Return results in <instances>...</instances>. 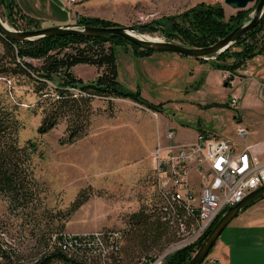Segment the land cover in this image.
I'll use <instances>...</instances> for the list:
<instances>
[{
	"label": "rangeland",
	"instance_id": "obj_1",
	"mask_svg": "<svg viewBox=\"0 0 264 264\" xmlns=\"http://www.w3.org/2000/svg\"><path fill=\"white\" fill-rule=\"evenodd\" d=\"M14 1L21 16H12L0 7L1 20L13 30L14 23L26 31L76 26L80 18H92L113 23L110 27L134 28L146 39L182 44L177 36L169 40L165 34L173 23L167 22L169 17L206 3L221 4L227 21L243 11H251V18L260 0L244 10L232 8L224 0H88L76 13L65 7L64 0ZM139 26H149L148 31H138ZM133 48L129 43L117 49L119 81L128 90L140 89L150 103L163 104L162 110L154 112L130 100L96 99V114L87 136L72 145L62 143L66 122L46 135L38 134L46 104L40 107V98L28 80L0 79V113H10L17 120L20 146L34 144L32 169L38 183V201L29 208L12 207L7 197L0 196V249L12 255V259L0 258V264H31L42 253V239L54 232L120 230L126 247L123 264L165 255L174 243L147 249L133 241L129 221L140 212L158 216L152 152L159 144H166L167 131L176 132L177 143H193L198 133L207 134L209 129L240 139L237 129L243 126L249 129V141L264 147V55L233 73L213 68L212 61L203 63L176 54L153 52L139 57ZM226 61L231 64L234 58ZM32 63L41 65L39 61ZM104 71L89 65L72 69L85 83ZM236 95L240 100L234 107L231 100ZM210 105L220 106L207 108ZM256 150L260 158L261 147ZM77 201L81 206L75 209ZM175 253L171 251L170 256ZM212 255L229 264H264V199L233 220Z\"/></svg>",
	"mask_w": 264,
	"mask_h": 264
},
{
	"label": "trees",
	"instance_id": "obj_2",
	"mask_svg": "<svg viewBox=\"0 0 264 264\" xmlns=\"http://www.w3.org/2000/svg\"><path fill=\"white\" fill-rule=\"evenodd\" d=\"M1 6H4L10 15L21 16L14 0H0ZM250 12H239L227 21L225 10L221 4L201 3L196 9L173 17L174 19H167V22L173 21V23L167 24L169 28L165 34L169 40H172V36H177L184 46L208 47L226 37L244 21L250 20ZM77 24L84 27H110L113 25V23L92 18H80ZM12 26L16 30H21L15 23ZM148 27L139 26L138 31L146 32ZM151 30H155V28ZM0 42L3 45V53L0 54V79L25 78L32 84L35 93L40 98V107L43 102L46 104L43 108L44 119L38 128L39 135H46L60 123L66 122V138L63 139V144L72 145L85 138L92 125V118L96 114L93 107L96 99L130 100L154 112H159L163 108V104L154 105L144 99L140 89L131 91L120 83L117 49L121 45L129 44L120 37L67 36L19 43L9 41L0 35ZM106 44H110V47L107 48ZM81 45H85V47L81 48ZM132 46L135 54L139 57L153 54L152 51H141L139 47ZM262 55H264V20L211 64L215 69L236 73L246 67L248 62ZM228 58H234V62L227 63ZM32 61H39L41 65L35 66ZM201 61L207 62V60ZM78 65L105 68V71L94 81L85 83L72 72V69ZM50 83H54L56 87L51 88ZM215 106L220 105H210L207 108ZM223 106L229 107L228 104ZM2 113H0V196L7 197L12 207L29 208L38 201V183L32 169L35 146L32 143L20 146L17 120L10 113ZM261 199L253 202L248 208ZM80 206L81 203L78 201L74 205L75 209ZM174 210L181 214L178 215L180 218L181 216H191L186 210L183 215L184 208L179 203H174ZM157 212L158 216L147 215L144 212L131 216L129 225L134 235L133 241L147 249L158 247L162 243H170L169 245L174 243L170 246L172 247L182 242L183 240H176V229L173 227L172 221L168 220V215L159 210ZM220 218L196 244L178 251L165 264H188ZM195 221L192 220L193 226L190 224V232L197 225ZM54 233H50L42 239V253L31 264H53L54 261L61 264L86 263L85 260L88 257L82 260L75 257L70 259L68 258L70 252L61 247L57 248L56 252L49 253ZM123 254L121 261H118L119 264H123L124 261L126 263V247L123 249ZM9 257L10 255L5 250L0 249L2 260H7ZM10 258L12 259V255ZM149 259H155V257H149Z\"/></svg>",
	"mask_w": 264,
	"mask_h": 264
},
{
	"label": "built area",
	"instance_id": "obj_3",
	"mask_svg": "<svg viewBox=\"0 0 264 264\" xmlns=\"http://www.w3.org/2000/svg\"><path fill=\"white\" fill-rule=\"evenodd\" d=\"M84 0H64V5L76 13ZM233 97L232 106L238 105ZM249 129L239 126L237 136L247 142ZM176 132L168 130L166 144H159L152 152L157 210L166 213L176 229V240H186V247L194 245L229 208L241 203L248 195L264 187V159L260 160L251 146H237L228 138L211 133L196 137L193 143H177ZM174 203L192 209V216L174 210ZM192 220H200V236L190 237ZM125 236L120 230L100 232H59L52 234L51 250L69 251L68 258L85 264H118L125 247ZM177 253V252H176ZM171 256L159 254L155 259H144L139 264H165ZM98 262V263H97ZM53 264H61L54 261ZM203 264H224L211 255Z\"/></svg>",
	"mask_w": 264,
	"mask_h": 264
},
{
	"label": "water",
	"instance_id": "obj_4",
	"mask_svg": "<svg viewBox=\"0 0 264 264\" xmlns=\"http://www.w3.org/2000/svg\"><path fill=\"white\" fill-rule=\"evenodd\" d=\"M225 3L237 10L246 9L251 3L257 0H224ZM174 19L169 17L168 20ZM264 20V0H260L254 15L250 20L244 21L237 26L226 37L218 40L215 44L204 48H192L179 43L152 41L136 34L134 28L124 27H84L76 26H53L38 30L18 31L9 28L0 18V35L9 40L19 43L36 41L42 38L78 36L86 38H101L108 36H117L125 39L132 45L139 47L143 51H152L155 53L176 54L195 60L214 61L223 53L230 50L239 40L253 31ZM264 197V187L259 188L248 195L241 203L229 208L228 211L220 218L212 229L209 236L203 241L197 249L188 264H203L212 250L218 243L222 233L236 219L239 214L247 209L253 202Z\"/></svg>",
	"mask_w": 264,
	"mask_h": 264
},
{
	"label": "crops",
	"instance_id": "obj_5",
	"mask_svg": "<svg viewBox=\"0 0 264 264\" xmlns=\"http://www.w3.org/2000/svg\"><path fill=\"white\" fill-rule=\"evenodd\" d=\"M255 59H259V57L258 58H255ZM258 65H260V64H258ZM258 71H259V69L256 67H254V73H258ZM121 83V82H120ZM239 92V91H238ZM237 96V95H236ZM237 98L239 99V97L237 96ZM240 100V99H239ZM236 118V117H235ZM163 120V122L165 121L164 119H162ZM241 122V121H240ZM168 125H169V129H171V126H172V123L170 122V121H168ZM209 133H211V134H213V135H216V136H219V137H223V138H228V139H230V140H232L237 146H239V147H242V146H244L245 144H247V145H249V146H251L252 147V149L254 150V152H255V154L258 156V154H257V148H258V146L259 147H261V153H260V160H263L264 159V147H263V143H261V145H258L257 144V142L256 141H249V139H247V142L245 143V142H243L241 139H238L237 137H235V136H231V135H229V136H220L219 134H216L215 133V131H212V130H210L209 129V131H208ZM200 133H198L197 134V136L196 137H200V135H199ZM199 135V136H198ZM178 143H184V142H181V141H179ZM242 213V212H241ZM217 245V244H216ZM216 247V246H215ZM214 247V248H215ZM213 251V250H212ZM211 256L212 257H215V258H217V259H219L220 261H222L224 264H229V263H227L224 259H222V258H219L217 255H212V253H211Z\"/></svg>",
	"mask_w": 264,
	"mask_h": 264
},
{
	"label": "bare ground",
	"instance_id": "obj_6",
	"mask_svg": "<svg viewBox=\"0 0 264 264\" xmlns=\"http://www.w3.org/2000/svg\"><path fill=\"white\" fill-rule=\"evenodd\" d=\"M87 1L88 0H84V1H81L80 2V7H82L85 3H87ZM148 40H150V39H148ZM153 41V40H152ZM200 137H204V135H200ZM176 204H178V203H176ZM179 205H181L183 208H184V204L183 203H179ZM176 207V206H175ZM186 210V212L189 214V215H191L192 216V209H185ZM196 222V224L197 225H195V228H193V229H191V230H193L192 232H190V237L191 238H193V237H195V236H198V235H200V220H196L195 221ZM194 222V223H195ZM192 225V224H191ZM193 226V225H192ZM186 245V240H183L182 242H180L179 244H177V245H175V246H172V247H170V249L169 250H167V252L165 253V255L166 256H170V253H171V251L172 252H177V251H179L181 248H183L184 246ZM164 255V254H163ZM164 255V256H165ZM157 256V255H156ZM121 261V260H120ZM119 261V262H120ZM109 264L108 262H104V264ZM119 264V263H118Z\"/></svg>",
	"mask_w": 264,
	"mask_h": 264
}]
</instances>
